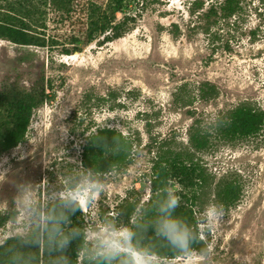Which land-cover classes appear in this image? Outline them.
Masks as SVG:
<instances>
[{"label": "rangeland", "instance_id": "obj_1", "mask_svg": "<svg viewBox=\"0 0 264 264\" xmlns=\"http://www.w3.org/2000/svg\"><path fill=\"white\" fill-rule=\"evenodd\" d=\"M11 1L0 0V12ZM199 1H128L124 15L136 20L121 39L106 43L102 37L65 55L63 47L88 29L90 4L106 7L109 0H48L44 6L37 0L52 46L0 39V92L44 86L47 99L18 146L26 158L18 159V147L1 157H8L21 178L55 182L80 166L91 133L105 127L122 132L133 142V163L109 179L94 209L118 218L128 200L148 192L150 201L152 167L160 154L189 153L211 183L195 205L196 218L205 205L218 204L214 188L220 181H236L242 191L234 205L222 206L220 224L206 237L213 244L210 264H264V131L233 142L214 131L223 115L243 103L264 110V0H243L242 11L230 20L204 17L224 0H202L203 9H196ZM201 83L215 85L219 95L202 100ZM197 120L213 136L203 152L189 143ZM11 183L0 176V195L9 193ZM171 186L180 190L176 182ZM90 214L83 210V223ZM8 240L0 231V246ZM160 260L183 264L180 257Z\"/></svg>", "mask_w": 264, "mask_h": 264}, {"label": "clouds", "instance_id": "obj_2", "mask_svg": "<svg viewBox=\"0 0 264 264\" xmlns=\"http://www.w3.org/2000/svg\"><path fill=\"white\" fill-rule=\"evenodd\" d=\"M105 155L120 151L116 138L94 143ZM20 161L26 154L18 147ZM121 172L118 164L107 170L80 166L58 177L37 183L18 176L8 157H0V176L11 179L8 194L0 195L4 208L3 231L9 241L0 246V264H161L149 234L161 241L183 264H210L213 244L206 240L220 224L222 205L209 203L195 224L177 215L181 200L168 182L149 202L148 192L134 207L128 222L112 214L95 213L97 201L109 187V179ZM150 191V190H149ZM90 210L87 223H75ZM202 247H197V244ZM75 246V248H73Z\"/></svg>", "mask_w": 264, "mask_h": 264}, {"label": "trees", "instance_id": "obj_3", "mask_svg": "<svg viewBox=\"0 0 264 264\" xmlns=\"http://www.w3.org/2000/svg\"><path fill=\"white\" fill-rule=\"evenodd\" d=\"M36 1L12 0L9 2L6 11L0 12V39L8 40L20 46L41 48L52 46L44 37L43 32L46 25L43 21L44 16H42L44 13L39 6L40 2L43 6L48 4V0H39V3ZM128 1L132 0H109L106 7L91 3L87 31L83 35L73 36L70 40L71 47L64 46L63 54L72 55L80 52L78 44L89 45L102 37L103 42L106 43L121 39L131 30V24L136 20L134 17L124 15ZM242 3L243 0H224L220 5H212L204 17L211 20L220 14L222 19L230 20L242 11ZM204 4L200 0L195 3V7L196 9H203ZM199 93L201 99L206 102L219 95L217 87L211 83H201ZM46 99L47 93L44 86L40 89L35 88L30 92L19 91L15 88L0 92V157L2 154L17 148L26 140L33 113L45 103ZM189 113L194 115L191 111ZM223 116L214 127V131L220 139L233 142L257 137L264 131V110L251 104L243 103ZM210 129L202 127V123L198 120L193 124L189 135V143L193 149L203 152L211 147L213 136ZM99 138H107L109 143H112L113 138H116L121 150L105 155L94 144ZM133 160L134 145L130 138L122 132L108 127L91 133L83 148L82 164L85 167L107 170L111 164L115 163L120 166L121 170L126 171L132 165ZM168 182L171 184L176 182L180 186L177 194L180 197L181 205L176 214L194 225L197 220L195 205L201 199V192L211 188L206 170L201 164L195 162L189 153L167 151L162 155L160 154L159 158L154 161L151 172L150 201L158 196L160 189L166 186ZM214 191L217 203L225 208L234 205L240 199L242 192L236 181L229 180L220 181L215 186ZM137 203L138 201L128 200L127 204H122L119 207L118 219L128 222ZM73 220L79 224L83 223L84 219L78 213L77 216L73 217ZM2 223L3 220H0V224ZM148 240L157 247L161 258L173 259L178 257L151 234H149ZM197 247H201V244L198 243ZM77 264H82V261L77 260Z\"/></svg>", "mask_w": 264, "mask_h": 264}]
</instances>
